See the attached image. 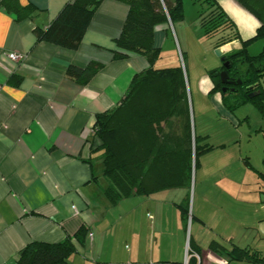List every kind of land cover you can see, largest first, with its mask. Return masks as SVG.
<instances>
[{"label": "crops", "instance_id": "1", "mask_svg": "<svg viewBox=\"0 0 264 264\" xmlns=\"http://www.w3.org/2000/svg\"><path fill=\"white\" fill-rule=\"evenodd\" d=\"M70 1L18 0L33 12L15 21L0 0V264H15L30 243L75 239L79 229H85L84 240L69 264H183L187 248L200 264H252L229 259L235 247L264 259V137L258 145L236 147L235 126L231 140L220 133L213 144L206 129L198 134L211 149L194 170L188 225L179 208L186 203L184 188L108 202L92 127L98 114L118 106L148 64L135 53L113 57L128 11L117 0H101L76 50L38 41L34 29L47 28ZM171 29L170 21L154 29L159 60ZM240 47L234 41L221 49L226 54ZM10 53L25 58L13 63ZM158 61L154 67H168ZM91 62L101 68L86 85L65 77L69 66ZM192 79L190 107L197 105L202 119L241 121L213 92L208 72ZM256 129H248L251 137L259 136Z\"/></svg>", "mask_w": 264, "mask_h": 264}, {"label": "trees", "instance_id": "2", "mask_svg": "<svg viewBox=\"0 0 264 264\" xmlns=\"http://www.w3.org/2000/svg\"><path fill=\"white\" fill-rule=\"evenodd\" d=\"M128 7L119 36L115 39V59L135 53L145 57L148 67L136 74L124 98L113 110L98 114L92 127V141L101 152L102 174L107 181L103 194L111 205L130 197H148L163 190L184 188L186 203L179 205L182 217L189 220L192 176L203 151L192 128L190 101L184 69L179 65L156 68L160 50L154 48V29L183 20L182 0H117ZM101 0H72L59 12L50 25L36 27L38 41L65 49L76 50L82 41L95 9ZM207 11L199 15V27L206 39L214 40V49L238 41L240 49L226 53L230 68L220 67L208 72L213 92L221 95L229 112L251 104L264 117V48L257 56H249L246 47L255 39L264 40V0H236L252 14L259 26L253 37L242 40L234 22L216 0H205ZM3 9L15 21L30 18L33 8L22 7L18 0H1ZM244 67V68H242ZM101 65L89 63L84 68L69 66L65 77L84 86ZM235 89L222 84L220 73ZM240 83L237 85V83ZM231 85V84H230ZM85 229L75 239L57 244L30 243L17 256L15 264H69L77 243H83ZM231 260L264 264V259L248 249L233 248L226 253Z\"/></svg>", "mask_w": 264, "mask_h": 264}, {"label": "rangeland", "instance_id": "3", "mask_svg": "<svg viewBox=\"0 0 264 264\" xmlns=\"http://www.w3.org/2000/svg\"><path fill=\"white\" fill-rule=\"evenodd\" d=\"M204 1L205 0H182L183 20L173 24V30L171 29L169 34L170 40L168 39L166 41L164 50L161 53V59L157 63V66H173L172 64H177L184 69L190 106L191 90H189L188 85L189 78L191 82L193 76H206L207 72L216 68L215 66L220 67L221 65L220 59L215 54L214 40L206 39L199 27V15L206 13L208 7ZM219 2L223 11L236 25L241 39L246 40L253 37L259 25L257 19L239 5L236 0H219ZM175 34H177L178 37ZM174 36L177 37L178 41ZM182 36L185 38V42ZM263 48L264 40L255 39L246 47V50L249 56H257L261 53ZM167 62L171 65H164L167 64ZM260 83L264 88V76H262ZM193 97L196 98L195 94H193ZM196 106L197 105H195V109L191 107V115L194 114L192 116V128L197 135L200 134L202 129H206L209 134L208 144L219 142L220 139L218 135L220 133L222 135L228 134V136H230L228 140H231L233 138L231 133L235 131L233 130L234 126L235 129H237L235 132L236 134H234V138H236V147L238 144H242L244 147L245 144L248 143L258 145L259 142H261L260 139L264 137V117L261 116L251 104H246L235 110L237 111V118H241V121H236V123H232L226 119L223 120V115L221 118L217 117L216 119H202L197 111L198 106ZM250 128H257L255 131L260 133L259 136L251 137L248 132ZM255 157L257 159L259 154H255ZM193 180L194 173L192 182Z\"/></svg>", "mask_w": 264, "mask_h": 264}, {"label": "built area", "instance_id": "4", "mask_svg": "<svg viewBox=\"0 0 264 264\" xmlns=\"http://www.w3.org/2000/svg\"><path fill=\"white\" fill-rule=\"evenodd\" d=\"M25 58L24 55L22 54H17V53H10L7 55V59L13 63H20L21 61H23V59ZM190 221V217L188 222ZM190 250L189 248H187L186 253H185V259H184V263L183 264H188V260L190 259V257H195L197 259V264H200V259L197 255H190ZM217 264H227L226 261H218Z\"/></svg>", "mask_w": 264, "mask_h": 264}, {"label": "water", "instance_id": "5", "mask_svg": "<svg viewBox=\"0 0 264 264\" xmlns=\"http://www.w3.org/2000/svg\"><path fill=\"white\" fill-rule=\"evenodd\" d=\"M215 54L220 59V62L222 63L223 67L225 69H229L231 65L229 61H226L224 51L221 48H218V49H215ZM220 79H221L222 84H226V85L233 84L232 82L227 81L228 76L225 71H222L220 73ZM237 84L239 85L240 83L238 82Z\"/></svg>", "mask_w": 264, "mask_h": 264}, {"label": "flooded vegetation", "instance_id": "6", "mask_svg": "<svg viewBox=\"0 0 264 264\" xmlns=\"http://www.w3.org/2000/svg\"><path fill=\"white\" fill-rule=\"evenodd\" d=\"M232 83H233V84L228 85V88H229V89H235V85H236V83H235L234 81H232ZM237 85H238V84H237Z\"/></svg>", "mask_w": 264, "mask_h": 264}]
</instances>
